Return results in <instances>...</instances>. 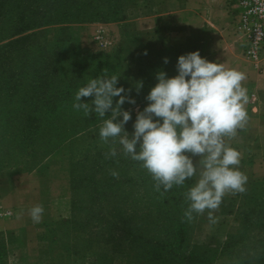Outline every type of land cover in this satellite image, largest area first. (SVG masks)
<instances>
[{"label":"rangeland","instance_id":"obj_1","mask_svg":"<svg viewBox=\"0 0 264 264\" xmlns=\"http://www.w3.org/2000/svg\"><path fill=\"white\" fill-rule=\"evenodd\" d=\"M77 2L84 8H90V5L105 10L113 8L118 11V18L71 21L58 16L52 23L19 34L31 35L18 44L19 49L12 52L15 54V61L21 64L23 82L11 98V105L25 102L24 104L30 105V110H35L34 114L38 117L35 122L39 125L36 142L42 146V151L47 150L49 154L45 157L38 154L36 158H32V162H25L17 159L18 150L15 145L13 157L2 150L0 189H6L8 201L5 205L0 203V220L17 218L25 223L13 229L0 228L4 232L0 238L4 237L6 242L5 252L1 256L3 264H127L128 260L129 264H140L142 261L138 259L136 246L130 250L120 249L115 255H107L105 252L88 255L80 245L81 238L71 232L74 227L70 224L53 227L51 224L72 216H81L77 219L80 222L83 212H71L72 198L84 201L87 194L92 196L95 193L96 197L90 202L91 215H97L102 210L108 211L106 205L111 197L118 200L115 218L120 230H132V234L137 235L145 230L152 237L161 232L164 238L175 227L169 221L172 218H161L159 200L178 199L173 206L167 204L164 207L165 216L184 212L181 207L187 202L184 196L179 195L181 189L185 192L197 180L194 176L191 180H186L183 187L173 186L161 197L154 190L150 175L137 162L126 158L118 143L114 145L117 156L105 158L113 145L111 140L104 144L99 138L102 119L94 112L85 117L83 111L74 110L72 104L79 88L85 86L90 79L101 76L105 69L108 76L119 75L117 87L130 89L128 95L135 100V104L125 102L122 105L124 110L130 111L131 119L124 125V130L131 135L136 113L147 106L145 97L157 83L155 75L163 71L168 78L176 76L177 58L198 51V33L191 36L185 44L168 41L166 35L162 39L158 31L160 26L153 31L157 34H151V30L146 29L145 16L151 12L152 0ZM57 6L60 12L73 11L76 7L72 5V1L70 4L66 0H58ZM70 6L72 9L68 8ZM58 20L60 22H54ZM228 31L232 41L230 47L237 52V55L233 54V60L241 61V66L249 69L251 61L243 56L241 42L231 33V19ZM12 38L2 40L0 44ZM164 58L168 59L167 64L164 63ZM30 77L33 78L34 88L25 97ZM137 81L143 83L139 93L135 89ZM92 99L93 97H82L81 102L91 103ZM117 99L118 97L113 98L114 104ZM110 115V112L106 113L104 119ZM8 121L7 126L0 129L2 147L6 142L12 141L10 134H15L21 141L27 135L18 121ZM227 143L234 149L240 145L238 141ZM249 145L251 144L243 141V150L239 151V170L248 177L247 191L243 194H226L218 211L214 213L215 223L208 220L207 212L204 215L194 214L188 239L190 244H203L220 250L228 235L239 233L243 212L250 209L258 211L247 219L249 233L251 237L255 236V242L251 246L264 243V155H256L257 152L254 151L252 153ZM25 169L27 170L24 171ZM110 170L118 172V178H114ZM70 179L74 180V188L70 186ZM36 205H41L44 209L40 223H33L29 215L30 209ZM93 219L95 220V216ZM101 226L99 229L105 230L106 235L112 234V227L102 221ZM28 231L33 236L30 244L27 243ZM132 234L129 233L131 238ZM123 237L126 238V234ZM261 238L263 241H260ZM74 243L79 244L80 252L77 255L72 254L69 249L64 250ZM188 250L189 248H183L182 243L166 244L165 249H162L167 255L164 264H184ZM104 256L107 257L106 260L102 259ZM208 264H234V259L230 262L227 256L218 255Z\"/></svg>","mask_w":264,"mask_h":264},{"label":"clouds","instance_id":"obj_2","mask_svg":"<svg viewBox=\"0 0 264 264\" xmlns=\"http://www.w3.org/2000/svg\"><path fill=\"white\" fill-rule=\"evenodd\" d=\"M176 70L178 74L171 78L163 71L156 74L157 83L145 97L147 106L137 111L131 135L124 130L130 111L122 105L135 104V100L128 95L130 89L117 87L119 75L108 76L107 69L79 88L72 107L82 110L85 117L94 112L102 119L99 138L113 145L105 158L117 156L114 145L118 143L123 155L150 175L161 197L196 176L195 184L183 194L188 206L182 222H192L194 214L207 212L208 220L215 223L214 213L223 197L247 191L248 177L239 170L241 153L227 143L248 122L247 89L242 86L246 76L209 62L199 51L179 56ZM142 87V81H137V93ZM82 97L93 99L84 103ZM114 97H118L115 104ZM108 112L111 115L104 119ZM110 174L119 176L115 170ZM43 211L41 205L30 209L33 223L41 222Z\"/></svg>","mask_w":264,"mask_h":264},{"label":"trees","instance_id":"obj_3","mask_svg":"<svg viewBox=\"0 0 264 264\" xmlns=\"http://www.w3.org/2000/svg\"><path fill=\"white\" fill-rule=\"evenodd\" d=\"M57 1L58 0H0V41L12 38L34 27L52 23L54 18L58 16H62L64 19L71 21H88L96 18H100V20H112L118 18V11L113 8L105 10L91 5L90 8H84L77 0H66L70 4L72 1V5L76 6L73 11L60 12V9L57 8ZM68 8L72 9L71 6ZM54 22H60V20ZM29 35L31 34H22L0 44V129H4V127L7 126L8 120H15L18 121L17 123L21 124V128L25 129L27 133L25 139L22 141L20 138L16 137L15 134H10L12 141L6 142L3 147L0 145V155L3 154L2 150H4L7 155L13 157V145H15L18 150L17 159L24 160L25 162H32V158H36L38 154H43L44 157L49 154L47 150L42 151V149H40L42 146L37 145L36 142V134L39 131V125L35 122L38 118L34 114L35 110H30V105L24 104L25 102L11 105V98L16 91L21 88V82H23L21 64L15 61V54H12V52L15 51V49H19L18 44ZM34 70H36V68ZM152 73L155 72L152 71ZM29 75L31 76L32 73ZM33 88V78L30 77V84L29 88L25 90L27 91L25 97ZM1 141L3 140L0 139V142ZM35 164L36 161L34 162V165ZM26 170L27 169L24 171ZM70 186L71 188L75 187L73 179H70ZM183 190L182 188V192L179 194L181 197L184 196L183 194L188 188L185 189V192ZM161 191H163V189H161ZM87 195L84 201L77 200L75 197L71 200V212L73 214L77 210L83 212V219H81L80 222H78L77 219L81 216H72L60 222H53L51 226L61 227V225L70 224L72 228L74 227L71 232L81 238L80 245L87 251L88 255H96V253L100 252H105L107 255H115L120 252V249L130 250V248L136 246L139 252L138 259L142 261L140 264H147V262L148 264H151V262L152 264H164L167 260V255L162 252V249H165L166 244L182 243L183 248H189V253L187 252L188 256L184 264L212 263L218 255L227 256L230 262L231 259L232 262L234 259V264H264V243L258 246H251V244L255 242V236L253 235V237H251L249 233L250 227L247 224V219L250 218L249 216L251 214L256 215L258 213L257 210L250 209L244 211L241 227L238 231L239 233L234 236L228 235L221 249L214 250L207 245H193L189 243L188 239L191 230V222H182L184 212H177V214H173V216H165L164 207L167 204L173 206L178 199L172 198L170 201L165 199L159 200L161 218H172V220L169 221L174 225L173 227H175L171 233L163 238L161 232L156 233V237H152L149 233L145 232V230H142L139 235L135 233L132 234V230L128 232L124 229L120 230V226L116 223L118 220L115 218L117 216L115 212L118 200L111 199V197H109L110 201L106 205L108 211L99 210L100 212L98 211L99 213L97 212V215H91L89 211L90 202L96 197V194L93 193L92 196L89 194ZM187 206L188 205L185 203L181 209L184 211ZM93 216H95V220ZM94 221H97V223H94ZM101 221L107 226L112 227V234L110 236L106 235L107 233L105 230L99 229L102 227ZM48 224L45 225L47 226ZM181 227L182 230H180ZM52 230H54V228H52ZM129 233L132 234V238ZM125 234L127 236L126 238L123 237ZM1 235H4L3 231H0V236ZM172 237L173 239L170 240ZM260 241H263V239L261 238ZM151 242L153 244H150ZM5 244L4 237H1L0 264H3L1 256L5 252ZM78 245L77 243L70 244L68 247H65L64 250L69 249L72 254L77 255L80 252ZM150 246L152 247L149 248ZM102 259L106 260L107 257L104 256ZM127 264H129V260Z\"/></svg>","mask_w":264,"mask_h":264},{"label":"crops","instance_id":"obj_4","mask_svg":"<svg viewBox=\"0 0 264 264\" xmlns=\"http://www.w3.org/2000/svg\"><path fill=\"white\" fill-rule=\"evenodd\" d=\"M152 1L151 12L145 16L146 29L151 30V34H157L153 31L160 26L158 31L162 39L166 35L168 41L185 44L191 36L198 33L197 39L200 44L197 49L202 58L207 57L206 60L209 62L222 63L226 68L245 74L246 80L242 82V86L247 89L248 103L245 108L248 122L243 130H238L237 136L231 141L239 142L237 151L242 152L243 141H247L251 144L249 148H252V153L264 155V51L260 62L258 64L250 62L249 69H246L247 66L243 68L241 61L233 60V54L237 55V52L231 49L232 41L228 35L229 19H231L229 0ZM248 152L251 155L250 149ZM7 197L6 189H0V203H6ZM0 224V228L6 230L25 223L15 218L2 219ZM32 239V233L28 231L27 243L30 244Z\"/></svg>","mask_w":264,"mask_h":264},{"label":"built area","instance_id":"obj_5","mask_svg":"<svg viewBox=\"0 0 264 264\" xmlns=\"http://www.w3.org/2000/svg\"><path fill=\"white\" fill-rule=\"evenodd\" d=\"M231 33L241 42L242 54L253 64L264 51V0H229Z\"/></svg>","mask_w":264,"mask_h":264}]
</instances>
